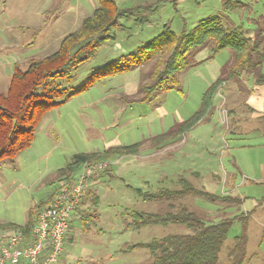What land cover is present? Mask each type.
Returning a JSON list of instances; mask_svg holds the SVG:
<instances>
[{"label":"rangeland","instance_id":"rangeland-1","mask_svg":"<svg viewBox=\"0 0 264 264\" xmlns=\"http://www.w3.org/2000/svg\"><path fill=\"white\" fill-rule=\"evenodd\" d=\"M115 1L120 8L135 9L119 20L113 31L115 40L72 70L70 78L49 80L48 88H77L108 62L135 53L166 24L178 34L191 30L202 18L233 15V25L243 22L247 30H252L255 23L249 24L248 19L257 21L264 14V0H235L248 6L235 12L225 11L223 0ZM97 5L98 0H0V91L7 90L15 64L24 69L31 59L54 53L63 37L78 29ZM229 55L224 51L210 58L208 48L201 50L194 58L199 65L182 72L170 90L157 93L146 103L128 99L138 92L149 67L110 77L52 109L39 125L31 147L0 161V222L24 224L29 209L46 202L56 191L60 185L52 182L56 172L75 154L144 142L138 155L115 158L101 181H93L88 191L92 192L90 200L83 206L85 217L75 212L70 217V233L59 264L148 263L151 256L147 248L129 247L190 231L176 224L133 228L129 213L164 215L172 209L170 202L177 209L203 215L207 222L235 217L217 264H230L229 251L243 231L240 216L251 213L246 225L248 255L244 264H261L264 111L249 100L253 94L264 98V85H256L253 77L230 81L214 96L208 118L184 137L160 149L146 142L200 109L206 90L220 76ZM182 177L198 189L237 200L212 203L193 194L144 200L134 191L178 190ZM95 196L98 201L94 205L91 199Z\"/></svg>","mask_w":264,"mask_h":264},{"label":"trees","instance_id":"trees-1","mask_svg":"<svg viewBox=\"0 0 264 264\" xmlns=\"http://www.w3.org/2000/svg\"><path fill=\"white\" fill-rule=\"evenodd\" d=\"M244 6L248 8L240 1L223 0V8L227 12L241 10ZM134 10L120 8L115 0H98L93 13L82 21L78 29L63 37L54 53L31 59L24 69L15 64L7 90L0 91V161L7 157L14 158L29 149L43 118L52 109L90 90L96 84L120 73L149 67L150 70L138 92L128 99L131 103H146L157 93L170 90L178 82L182 72L199 65L200 62L195 61L194 58L205 48L209 49L210 58L224 51L230 52L229 58L222 66L220 76L206 90L200 109L189 119L176 123L167 132L146 141L153 143L155 149L176 142L200 122L206 120L213 109L214 96L217 92L220 93L228 82L243 81L245 78L253 77L256 85H264L263 14L259 20L253 21L256 27L252 30H247L244 23L233 25L230 16L225 15L202 18L191 30H183L178 34L166 24L160 34L141 46L135 53L108 62L77 88L69 91L64 88L47 87L51 79L70 78L72 70L90 61L104 44L114 41L113 31L119 25V20L132 14ZM143 145L144 142L112 146L94 153L75 154L66 166L56 172L52 182L54 185L72 184L85 166L106 162L107 167L98 177L92 179L94 182L101 181L109 167H112L115 158L136 156ZM178 181L181 184V189L178 190L165 189L158 193H149L135 188L134 191L144 200H171L185 194H193L212 203L237 200L229 195L219 196L198 189L183 177ZM90 194L92 192L88 195ZM53 195L48 200L52 199ZM88 195L81 199L75 211L82 217H85L83 206L87 204ZM47 201L29 209L28 221L25 225L0 222V232L21 230L28 238L41 208ZM97 201L98 196L91 199L94 205ZM168 206L172 209L164 215L131 211L129 214L132 218V224L130 223L132 226L130 227L176 224L185 226L190 232L169 234L146 244L132 245L129 249L147 248L151 258L146 264H217L235 217H224L218 222H207L208 220L197 212L185 208L177 209L172 202ZM247 214L249 215L240 216L244 222L243 231L235 237L234 245L229 251L230 264H244L247 258L246 225L251 213ZM82 217L81 220L85 222ZM261 264H264V261Z\"/></svg>","mask_w":264,"mask_h":264},{"label":"built area","instance_id":"built-area-1","mask_svg":"<svg viewBox=\"0 0 264 264\" xmlns=\"http://www.w3.org/2000/svg\"><path fill=\"white\" fill-rule=\"evenodd\" d=\"M105 166L106 162L85 166L72 184H60L41 208L28 238L21 230L1 232L0 264H59L70 217Z\"/></svg>","mask_w":264,"mask_h":264},{"label":"crops","instance_id":"crops-1","mask_svg":"<svg viewBox=\"0 0 264 264\" xmlns=\"http://www.w3.org/2000/svg\"><path fill=\"white\" fill-rule=\"evenodd\" d=\"M235 12V11H234ZM233 15H230V18L232 19V20H234L233 19V17H232ZM240 21H242L241 19H240ZM238 23V22H237ZM243 23V22H242ZM241 23V24H242ZM249 24H254V22H253V20H249ZM247 25H248V23H247ZM255 26L253 27V26H251V28L252 29H254L255 27H256V23L254 24ZM249 26V25H248ZM264 98L261 96V95H255V94H253V97L249 100L250 102L252 101L253 103H255V104H258L259 106H260V108H261V110H263L264 111V107H263V103H264ZM53 193H54V191L50 194L51 196L53 195ZM89 194V192L87 193V195ZM50 196V197H51ZM49 198V197H48ZM169 204V203H168ZM27 221H28V218H27ZM27 221L24 223V224H22V225H25L26 223H27Z\"/></svg>","mask_w":264,"mask_h":264},{"label":"bare ground","instance_id":"bare-ground-1","mask_svg":"<svg viewBox=\"0 0 264 264\" xmlns=\"http://www.w3.org/2000/svg\"><path fill=\"white\" fill-rule=\"evenodd\" d=\"M65 242H66V240H65ZM61 260V259H60Z\"/></svg>","mask_w":264,"mask_h":264}]
</instances>
